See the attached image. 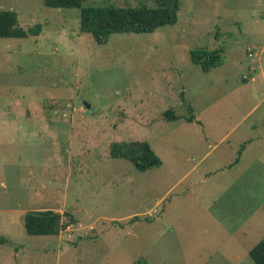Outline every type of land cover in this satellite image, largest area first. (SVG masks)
<instances>
[{"label":"rangeland","instance_id":"rangeland-1","mask_svg":"<svg viewBox=\"0 0 264 264\" xmlns=\"http://www.w3.org/2000/svg\"><path fill=\"white\" fill-rule=\"evenodd\" d=\"M178 7L172 25L97 44L79 31L78 8L0 0L22 27L41 24L38 35L0 38V264H255L264 0ZM127 140H146L161 164L140 171L109 155ZM47 208L62 214L59 233L27 234L25 211Z\"/></svg>","mask_w":264,"mask_h":264},{"label":"trees","instance_id":"trees-1","mask_svg":"<svg viewBox=\"0 0 264 264\" xmlns=\"http://www.w3.org/2000/svg\"><path fill=\"white\" fill-rule=\"evenodd\" d=\"M154 2L155 5L152 6H83L82 0H43V5L52 8H78L79 31L89 33L97 44H102L113 33H149L158 27L172 25L177 21L178 0H154ZM40 31L41 24L34 23L24 28L19 24L15 11L0 10V38H24L38 35ZM195 53H191V60L202 63L204 61L202 55L205 53ZM209 58L216 56L211 53ZM189 110L192 112L190 107ZM163 113L167 120L178 118L171 108ZM193 119H195L193 113L186 118L187 121ZM244 144L245 142L240 145L238 156L232 163L238 162ZM109 155L131 162L140 171L161 164L159 157L146 140L112 142ZM61 217L62 214L48 208L27 210L22 217L24 231L29 235H57L65 225ZM248 255L255 264H264V237L252 246Z\"/></svg>","mask_w":264,"mask_h":264},{"label":"water","instance_id":"water-1","mask_svg":"<svg viewBox=\"0 0 264 264\" xmlns=\"http://www.w3.org/2000/svg\"><path fill=\"white\" fill-rule=\"evenodd\" d=\"M84 106L87 107V108H89L90 107V104L87 103V102H84Z\"/></svg>","mask_w":264,"mask_h":264}]
</instances>
